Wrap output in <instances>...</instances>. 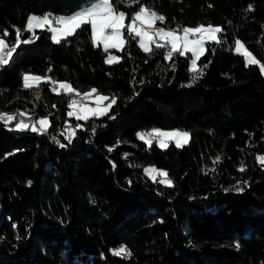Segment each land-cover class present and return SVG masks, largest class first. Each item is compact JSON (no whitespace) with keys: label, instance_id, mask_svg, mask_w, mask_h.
<instances>
[{"label":"trees","instance_id":"1","mask_svg":"<svg viewBox=\"0 0 264 264\" xmlns=\"http://www.w3.org/2000/svg\"><path fill=\"white\" fill-rule=\"evenodd\" d=\"M86 3L0 0V34L14 43L28 13L69 14ZM140 4L164 15L165 26L222 28L191 87L190 53L165 60V49L153 45L150 55L130 40L110 49L119 63L105 64L90 26L61 43L36 28L38 38L0 66V112L50 121L43 134L14 130L19 114L7 128L0 122V264H264V0H116L125 23ZM236 38L258 64L246 66ZM24 71L117 102L108 115L81 120L69 144L61 133L77 122L67 115L71 97L51 83L24 89ZM154 125L188 129L189 142L149 147L137 131ZM147 164L164 167L172 185L148 176ZM120 246L131 255H114Z\"/></svg>","mask_w":264,"mask_h":264},{"label":"snow or ice","instance_id":"2","mask_svg":"<svg viewBox=\"0 0 264 264\" xmlns=\"http://www.w3.org/2000/svg\"><path fill=\"white\" fill-rule=\"evenodd\" d=\"M126 2L129 7H131L132 3H139V0H119V3ZM248 10H252L251 5L248 6ZM125 20L126 13L118 10L116 0H87V3L75 13L67 16H59L55 18V20L51 19L47 14L43 17H37L35 15L30 16L26 21L25 28L16 30L14 43L9 44L4 38H0V66L7 65L10 62L13 54L21 44L32 43L38 38L33 32L34 28L48 30L51 33V39L55 43H61L62 40L74 36L78 30H83L85 26H90V40L92 46L98 47L103 45L105 53H109L110 49L123 51L130 40L137 42L139 48L150 55L154 51L153 45L155 49H167L164 55L165 60H171L176 55L184 57L186 54L191 53L189 71L192 73V76L189 83L185 85L186 87H191L203 76L204 69L208 67L207 64L203 65L202 68H198L197 66V62L206 53V43H221L218 39V34L222 32V28L211 24L207 26L200 24L195 27L184 26L182 28L178 26L175 29L156 27V22L159 21L163 23L166 17L144 4H140L138 10L129 18L128 23H125ZM25 31L33 32V35L28 39H21ZM7 36V31L0 34V37ZM234 50L236 53L243 55L246 66L259 63L239 39L235 40ZM120 59L121 57L109 53L104 59V63L109 65L116 64L120 62ZM173 70H175L174 64ZM260 70L264 73V65H261ZM49 71H51V69H49ZM41 83H51L55 85L52 88L53 92L58 95L63 92L71 97L67 104L68 109H70L67 115L69 117L74 116L77 121H87L90 117L108 115L109 109L117 102L116 97L113 96L110 98L104 96L95 88L81 94L68 82H57L47 76L22 74V87L24 89L38 88L41 86ZM73 93H75V96L72 95ZM93 95H95L96 107L90 108L82 103L83 100H87ZM37 97H39V93H37ZM76 97H80V99ZM104 101H108V103L104 104ZM52 107L56 106L52 105ZM16 115V113L10 114L8 112H0V122L7 128L10 123L16 119ZM25 115L26 113L24 112L19 113L21 119L15 124L14 130H30L33 133L41 134L48 131L50 121L47 116L28 123L23 119ZM65 123L67 134L61 133V135L71 144L76 134V129L82 128L83 125L77 123L73 128L68 126L67 122ZM95 131V128H93V135ZM137 135L139 139L144 140L149 147H151L153 141H155L161 149L168 148L169 143L173 141L176 147H182L187 144L190 139V134L188 132L180 130L163 131L160 129H153L148 133H138ZM53 140L60 144V141L57 140L56 137H53ZM60 147H66V145L60 144ZM109 151H112V149L109 148ZM215 159L218 162L221 158L217 156ZM257 160L261 166H264V156H258ZM239 170H245L243 165ZM144 171L153 180L156 179V175L162 177L159 181L161 184L171 186L173 183L164 170L152 167L145 168ZM237 184H239V181ZM235 190L242 192L244 189L242 187H236ZM113 254L116 256L131 255L126 246H120L118 249L114 250Z\"/></svg>","mask_w":264,"mask_h":264},{"label":"rangeland","instance_id":"3","mask_svg":"<svg viewBox=\"0 0 264 264\" xmlns=\"http://www.w3.org/2000/svg\"><path fill=\"white\" fill-rule=\"evenodd\" d=\"M119 11H121V10H119ZM45 14H47L51 19H53L54 17L55 18H57V17H59V16H67V15H70V13L68 14V13H58L57 15H56V13H54V12H51V11H49V10H47V11H44V12H42V13H34V12H30V13H28V15L26 16V20H25V23H24V28H25V25H26V21L28 20V18L30 17V16H33V15H35V16H37V17H43ZM51 14H55V15H52L51 16ZM55 20V19H54ZM201 24H203V25H205V26H207V25H209V24H211V25H213V26H219L218 24H216V23H211V22H204V23H201ZM198 25H200V24H198ZM198 25H196V26H198ZM156 27H164V28H166V29H174V28H176V27H174V28H172V27H169V26H165L164 24H162V23H158V22H156ZM190 27H195V26H190ZM35 29L36 28H34L33 29V32L35 31ZM33 32H29V37L28 38H30L32 35H33ZM0 38H4L5 40H6V37H0ZM218 39H220V34H218ZM237 39H239V38H236L235 40H237ZM235 40H234V42H233V48L235 49ZM244 45H245V43L241 40V39H239ZM6 42H7V40H6ZM8 43V42H7ZM102 47H103V45H102ZM245 47L247 48V46L245 45ZM247 50L249 51V52H251L248 48H247ZM109 53L110 54H112V55H117L114 51H112V50H109ZM109 53H106V56L107 55H109ZM105 56V57H106ZM118 56V55H117ZM190 58H191V53H190V57H189V67H190ZM197 66H198V64H197ZM23 74H30V75H39V76H47V77H50L49 76V74H47V73H38V72H33V71H24L23 72ZM57 82H68V81H66V80H57ZM69 83V82H68ZM93 88V87H92ZM92 88H88V89H85V90H81V91H78L77 89H75V90H77L78 92H80L81 94L82 93H85V92H89ZM100 94H102V95H104V96H108V97H110L109 95H108V93H105V92H103V91H98ZM73 96H75V93H73L72 94ZM77 99H80V97H76ZM111 98V97H110ZM82 103H84V104H86L88 107H90V108H94V107H96V99H95V95H93L92 97H90L89 99H87V100H83L82 101ZM104 104H107L108 103V101H104L103 102ZM70 109H67V113H68V111H69ZM2 112V111H1ZM19 114V113H18ZM18 114H17V117H19L18 116ZM26 116V115H25ZM25 116L23 117V119L26 121V122H28V123H31V122H33V121H36V120H38V119H40V118H42V117H45L46 115H40V116H38V117H28V116H26V119H25ZM19 119H21V118H18L16 121H15V123H14V125H12V127L15 129V124L19 121ZM67 123H68V126H71V127H73V125H71V124H69V122L67 121ZM77 123H79V124H81L82 125V122L81 121H77L76 122V124ZM153 129H160V130H163V131H171V130H180V131H186V132H188L189 134H190V132H189V130L188 129H185V128H176V127H164V126H160V125H154V126H151V127H149L148 129H141V130H138L137 131V134L138 133H140V134H144V133H148V132H150L151 130H153ZM65 133H66V126H65ZM67 134V133H66ZM174 142V141H173ZM175 143V142H174ZM152 167H155L156 169H159V170H164V171H166L165 170V168L164 167H158V166H156V165H153V164H147V165H145L144 166V169L145 168H152ZM145 172V171H144ZM146 173V172H145ZM147 174V173H146ZM148 175V174H147ZM149 176V175H148ZM168 178L169 179H171L172 180V178L168 175ZM156 179L158 180V181H160V179H162V177H160L159 175H156ZM166 185V184H165Z\"/></svg>","mask_w":264,"mask_h":264},{"label":"crops","instance_id":"4","mask_svg":"<svg viewBox=\"0 0 264 264\" xmlns=\"http://www.w3.org/2000/svg\"><path fill=\"white\" fill-rule=\"evenodd\" d=\"M84 5H85V4H84ZM84 5H82L80 8H82ZM80 8H79V9H80ZM79 9H78V10H79ZM78 10H77V11H78ZM74 13H75V12H74ZM57 14H58V13H57ZM57 14H56V15H57ZM71 14H73V13H70V15H71ZM51 16H52V14H51Z\"/></svg>","mask_w":264,"mask_h":264},{"label":"built area","instance_id":"5","mask_svg":"<svg viewBox=\"0 0 264 264\" xmlns=\"http://www.w3.org/2000/svg\"><path fill=\"white\" fill-rule=\"evenodd\" d=\"M52 15H55V14H52ZM53 19H55V17H54ZM165 50H166V49H165Z\"/></svg>","mask_w":264,"mask_h":264},{"label":"bare ground","instance_id":"6","mask_svg":"<svg viewBox=\"0 0 264 264\" xmlns=\"http://www.w3.org/2000/svg\"><path fill=\"white\" fill-rule=\"evenodd\" d=\"M54 20V19H53ZM166 51H167V49H166Z\"/></svg>","mask_w":264,"mask_h":264}]
</instances>
